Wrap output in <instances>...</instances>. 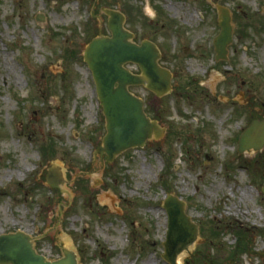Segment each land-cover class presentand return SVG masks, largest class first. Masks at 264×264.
Here are the masks:
<instances>
[{"label": "rangeland", "instance_id": "1", "mask_svg": "<svg viewBox=\"0 0 264 264\" xmlns=\"http://www.w3.org/2000/svg\"><path fill=\"white\" fill-rule=\"evenodd\" d=\"M219 8L235 27L225 61L213 44ZM106 9L127 16L138 44L156 43L174 77L163 98L130 89L166 133L112 164L97 153L106 120L84 59L110 36ZM254 121L264 0H0V235H31L51 261L71 250L79 264H169L173 195L199 227L183 264H264V149L238 146ZM54 167L60 189L47 183Z\"/></svg>", "mask_w": 264, "mask_h": 264}, {"label": "water", "instance_id": "2", "mask_svg": "<svg viewBox=\"0 0 264 264\" xmlns=\"http://www.w3.org/2000/svg\"><path fill=\"white\" fill-rule=\"evenodd\" d=\"M110 36L100 35L92 40L84 52V59L93 74L99 100L106 118L107 134L98 153L107 163H113L125 152L144 148L150 140H160L166 133L158 122L146 114L145 101L130 91L144 87L157 98L172 92V73L160 65L161 51L153 42L138 45L135 35L126 29V16L119 11H106ZM40 20V19H39ZM221 34L215 42L218 60H226L227 48L233 43L232 18L228 11L220 16ZM136 65L140 74L126 66ZM264 148V121H254L242 135L239 152H258ZM47 182L52 188H61L65 181L58 170L49 171ZM169 223L164 259L177 264L179 255L190 253L199 239V227L186 214L187 203L168 195L164 202ZM34 239L24 232L0 235V264H79L75 252L64 251V257L51 262L40 255ZM254 255L263 256L254 252Z\"/></svg>", "mask_w": 264, "mask_h": 264}, {"label": "flooded vegetation", "instance_id": "3", "mask_svg": "<svg viewBox=\"0 0 264 264\" xmlns=\"http://www.w3.org/2000/svg\"><path fill=\"white\" fill-rule=\"evenodd\" d=\"M98 1V0H97ZM213 2H214V0H213ZM107 10V9H106ZM225 10V8H219V14H221L222 13V11H224ZM205 11V10H204ZM206 12V11H205ZM204 13V12H203ZM207 13V12H206ZM104 14L106 15V13L104 12ZM205 14V13H204ZM107 16V15H106ZM126 16V15H125ZM126 18H127V16H126ZM128 21V20H127ZM127 21H126V26H127ZM133 33V32H132ZM220 33H221V31H220ZM219 33V34H220ZM134 34V33H133ZM135 35V40H134V42H136L137 43V35L136 34H134ZM234 36H235V31H234ZM216 39V38H215ZM215 39H214V41H215ZM144 41H150V42H153V41H151V40H143L142 42H140L139 44H142ZM154 43V42H153ZM156 44V43H155ZM213 44H214V42H213ZM159 48V47H158ZM214 49H215V47H214ZM159 50L161 51V49L159 48ZM161 54H162V56H163V53H162V51H161Z\"/></svg>", "mask_w": 264, "mask_h": 264}, {"label": "bare ground", "instance_id": "4", "mask_svg": "<svg viewBox=\"0 0 264 264\" xmlns=\"http://www.w3.org/2000/svg\"><path fill=\"white\" fill-rule=\"evenodd\" d=\"M193 17H194V16H191L190 19H192ZM57 170H58V172H59V174H60V173H61L60 169L58 168ZM62 179L65 181V177H63ZM245 193H247V192L245 191ZM183 259H184V257H183L182 255L179 256V257H178V263H177V264H183Z\"/></svg>", "mask_w": 264, "mask_h": 264}, {"label": "trees", "instance_id": "5", "mask_svg": "<svg viewBox=\"0 0 264 264\" xmlns=\"http://www.w3.org/2000/svg\"><path fill=\"white\" fill-rule=\"evenodd\" d=\"M147 113L149 114V112L147 111ZM155 119H158V117L157 116H155Z\"/></svg>", "mask_w": 264, "mask_h": 264}]
</instances>
